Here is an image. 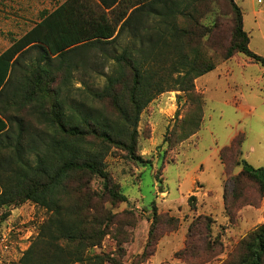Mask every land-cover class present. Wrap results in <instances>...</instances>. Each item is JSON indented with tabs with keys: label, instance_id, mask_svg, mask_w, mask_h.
Segmentation results:
<instances>
[{
	"label": "trees",
	"instance_id": "trees-1",
	"mask_svg": "<svg viewBox=\"0 0 264 264\" xmlns=\"http://www.w3.org/2000/svg\"><path fill=\"white\" fill-rule=\"evenodd\" d=\"M95 1L96 9L93 0L64 1L0 55V212L26 201L49 212L22 258L24 264H47L49 253L54 257L50 264L81 261L87 247L102 242L108 233L103 225H109L113 214L84 176L102 177L111 200L128 202V196L112 183L105 157L112 147H119L132 160L145 161L138 153V125L155 91H193L196 79L216 68L215 63H205L200 46L212 52L221 50L226 60L243 53L264 67V57L250 48L244 12L236 0ZM127 35L134 46L121 47ZM166 60L171 61L169 76L178 74L174 79L178 87L163 86L170 80L160 72ZM110 65L115 69L106 73ZM80 66L106 76L107 84L101 91H90L83 106L72 107L62 92ZM60 73L66 77L62 81ZM108 99L115 114L103 107ZM26 110L61 135L53 131L51 141L45 142L43 133H32L25 118L19 117ZM201 122L199 117L197 128ZM244 140L245 135H237L222 151L227 165V151L234 157ZM39 142L45 146L42 152L37 150ZM33 153L35 161L28 157ZM242 164L243 171L231 178L232 193L224 195L226 209L230 198L237 200L244 194L247 179H253L264 193V167L255 168L246 159ZM196 200L195 195L189 197L193 206ZM152 206L154 226L162 214L156 203ZM10 215L2 212L3 219ZM195 221L190 232L201 226L199 231L205 234L212 218L205 215ZM61 241L74 243L73 249L60 253ZM153 242L149 241L141 255L144 261L155 251L147 250ZM243 245L239 264H264V224ZM104 260L96 255L95 264Z\"/></svg>",
	"mask_w": 264,
	"mask_h": 264
},
{
	"label": "rangeland",
	"instance_id": "rangeland-1",
	"mask_svg": "<svg viewBox=\"0 0 264 264\" xmlns=\"http://www.w3.org/2000/svg\"><path fill=\"white\" fill-rule=\"evenodd\" d=\"M236 1L244 12L250 48L264 57V0ZM58 4L53 0L52 8ZM106 13L113 16L109 10ZM120 44L134 46L130 35ZM199 52L205 63H215L216 68L199 82L197 78L193 91H155L141 114L138 153L145 161L132 160L119 147H112L105 157L112 183L128 196V202L111 200L102 177L84 176L113 215L109 225H103L108 233L102 242L87 247L83 260L70 264H95L96 255L105 257L103 264H239L245 253L244 240L264 224V193L253 179L246 180L239 199L230 198L228 209L224 203V195L232 193L231 178L243 171L242 160L255 168L264 167V67L243 53L226 60L221 50L212 52L200 46ZM135 56L142 60L136 49ZM170 62L166 60L160 69L161 75L170 79L163 84L166 88L178 87L174 81L178 74L169 76ZM114 69L115 65H110L106 73ZM58 78L66 77L60 73ZM106 84V76H96L95 71L86 72L80 66L73 71L62 98L72 107L83 106L90 93L103 90ZM103 107L117 112L110 99ZM19 117L25 118L32 133H43L45 142L51 141L53 131L61 135L27 110ZM199 117L202 122L197 128ZM237 135H245V140L234 157L227 151V165L221 154ZM44 148L42 142L37 144L38 151ZM28 157L35 161L34 153ZM192 195L197 197L195 206L189 201ZM153 203L162 214L154 226ZM2 212L11 215L3 219ZM205 215L212 218L207 233H200L201 226L191 233L190 226ZM48 216L47 209L33 201L5 207L0 212V264H24L22 258ZM152 239L154 244L147 250L155 251L144 261L141 255ZM61 245L60 253L73 249L74 243L61 241ZM49 254L47 264L54 258Z\"/></svg>",
	"mask_w": 264,
	"mask_h": 264
},
{
	"label": "crops",
	"instance_id": "crops-1",
	"mask_svg": "<svg viewBox=\"0 0 264 264\" xmlns=\"http://www.w3.org/2000/svg\"><path fill=\"white\" fill-rule=\"evenodd\" d=\"M55 1L59 2L58 7L66 0ZM52 2L53 0H0V55L40 22L45 13L56 8H52ZM203 76L198 78V82Z\"/></svg>",
	"mask_w": 264,
	"mask_h": 264
}]
</instances>
